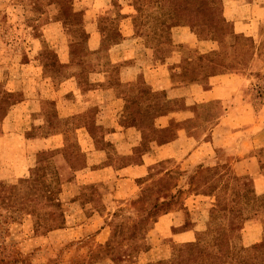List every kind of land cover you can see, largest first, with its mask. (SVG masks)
Wrapping results in <instances>:
<instances>
[{
	"label": "rangeland",
	"instance_id": "1",
	"mask_svg": "<svg viewBox=\"0 0 264 264\" xmlns=\"http://www.w3.org/2000/svg\"><path fill=\"white\" fill-rule=\"evenodd\" d=\"M207 2L220 22L215 25L218 31L214 34L204 23L205 37L211 39L212 34L214 39L211 40L218 43L217 47L209 52H198L186 61L190 69H195L194 78L205 85L209 81L206 80L208 74L219 76L206 85L214 86L218 98L206 105L210 112L201 109L199 122L205 130L216 123L229 104L220 101L227 95L225 86L242 79L243 88L237 94L244 100L239 109L245 108L246 112L241 121L248 124L257 118L262 126L254 143L256 146L249 152L257 158L259 168L252 175H238L231 158L218 151L216 156L225 162L214 166H181L158 158L147 166L144 176L128 185L133 192L127 190L124 194L120 191L127 186L112 177L105 184L85 183L74 174L73 171L84 164L81 153L73 160V155L80 151L76 132H70L68 141L64 142H72L75 150L71 156L66 150L67 165L57 155L56 152L60 153L58 147L56 151L48 148L26 153V162L20 152L10 149L18 140L20 142L22 131L28 138L41 137L37 130L40 119H34L32 113L26 111L28 99H41L44 110L54 101L53 90H56L60 91L56 98L59 104L64 100L73 103L76 97L72 89L77 90L72 72L74 64L83 63L88 70L111 64L107 49L121 37L120 9L99 4L98 9L92 10L80 0H0V182L6 186L18 185L12 192L15 208L7 209V189L5 200L0 198V264H218L215 250L208 255L206 250L199 251L206 244L204 235L200 240L194 236L181 239L175 235L198 231L213 239H223L231 252L263 240L264 16L261 21L245 17L233 23L222 13V0ZM131 5L135 11L134 36L146 47L160 46L161 53L156 56H168L175 48L171 42L170 23L161 25L155 40H152V26L155 19H162L171 8H161V0H131ZM243 6L242 14L248 15L244 10L247 5ZM187 13L190 19L192 10L190 13L187 9ZM189 19L186 24L192 25ZM93 29L99 33L96 39L99 44L98 48L89 49ZM228 34L234 35V43L225 38L219 44ZM235 34L240 36L237 38ZM185 54L192 55L188 51ZM129 55L131 51L124 53V56ZM199 55L211 59L213 62L209 65L212 67L206 59L200 61ZM200 64L207 66L202 69ZM179 74L184 81L188 80L184 71ZM146 77L142 72L137 82L120 88L121 95L136 92L139 96L140 105L135 115L130 120L123 119L125 123H135L142 132V147L136 153L145 149L151 140L161 144L173 137L171 112L182 104L165 97L167 76L156 77L161 79L156 84ZM50 93L53 94L51 98ZM55 107L58 108L56 103ZM91 109L88 107L82 116L72 114L73 118L69 109L59 108L64 118L55 121L61 125L72 121L81 124L87 117L92 121ZM127 115L125 112L124 116ZM164 117L169 118L164 122L161 120ZM25 124H29L30 130L25 131ZM234 135L237 136L236 129ZM133 159L137 160L136 154ZM125 162L126 159H118L116 163ZM22 177L29 178L37 187L30 191L35 200L28 203L25 210L30 214L19 210L23 205L22 196L28 194L25 184L20 182ZM3 194L0 189V196ZM226 205L230 209L244 208L242 213L245 214L235 212L229 217L228 211L221 209ZM258 205L257 214L253 215L254 210H246ZM175 210L180 213L177 224L155 225L162 213ZM37 212L45 213L49 225L57 223L60 227L35 229ZM246 216L252 217L244 219ZM256 234L259 238L254 241ZM196 240L199 241L194 246L196 250L188 252L185 245ZM251 260L246 254H234L226 257L224 263L249 264Z\"/></svg>",
	"mask_w": 264,
	"mask_h": 264
},
{
	"label": "crops",
	"instance_id": "2",
	"mask_svg": "<svg viewBox=\"0 0 264 264\" xmlns=\"http://www.w3.org/2000/svg\"><path fill=\"white\" fill-rule=\"evenodd\" d=\"M222 1V13L227 20L233 23L243 21L242 19L245 17L263 20V0ZM80 2L92 10H95V7L98 9L99 4L112 8L116 6L122 13L119 20L121 37L107 49L112 60L111 64L93 70H88L83 63L74 64L72 72L77 90L72 89L76 97L73 103L64 100L59 104L56 98H59L60 91L53 90L55 93L52 97L56 105L63 110L69 109L70 114L82 116L88 107L92 108V121L88 119L89 117L83 118V122L75 128L80 151L79 154L73 155V160H76L81 153L84 164L73 172L76 176L81 177L80 181L105 184L108 183V178L112 177L117 183L127 186L120 191L127 194V190L129 193L133 192V189H128L130 187L128 185L135 179L144 176L147 166L158 158H163L165 161L171 160L181 166L197 164L214 166L225 162L216 156L217 151L224 152L231 158L238 175H252L258 170L257 158L249 152L256 146L254 143L261 133L262 126L258 124L257 118L248 124L241 121L246 112L245 108L242 111L239 109L244 100L237 94L240 92V88H243L242 79H237L239 82L236 84L225 86L227 95L220 101H227L229 104L227 109L223 110L219 120L206 130L199 122L198 114H201V109H207L206 105L217 101L218 98L215 96L214 86L206 85L213 83L219 76L209 75L206 78L209 81H206L205 85L191 76L192 72L186 61V59L191 60V57H195L198 52H209L217 47L218 43L215 40L205 37L207 29H205L204 23L186 24L189 19L187 10L179 11L177 18L180 23L171 27L170 32L171 42L175 48L168 56L161 58V56H156L161 53L160 46L146 47L140 43L138 37L134 36L132 19L135 11L131 0H80ZM242 3L247 5L244 10H247L248 15L242 14L241 6L245 7ZM96 30L93 29L90 34L89 49L98 48L99 43L96 39H99L100 36ZM225 38L228 39L227 42L234 43V35L228 34L219 41V44H222ZM126 51H131V55L124 56ZM186 51L192 55H186ZM181 70L187 74L188 80L182 79L183 76L179 74ZM142 72L148 76L146 77L148 81L155 84L158 81L161 82V79H155L156 77L161 74L167 76L168 85L165 86V97L179 100L182 104L171 112L174 119L173 137L161 144L151 140L145 149L136 153L135 151L142 147V132L137 126L125 123L123 119H125V108L130 112H137L140 105L139 96L136 92L121 95L120 88L137 82ZM225 79L230 78L226 77ZM159 87L161 88V84ZM239 98L240 100H238ZM43 107L41 99L33 97L27 100V113H39ZM205 112H210V109ZM167 118L169 117H164L161 120L165 122ZM163 124L161 122V126H164ZM26 125L24 126L25 131ZM231 126L237 130V136L234 135L235 129ZM94 129L95 131L92 133ZM23 132L19 135L20 142L18 140L16 145L10 149H14L16 153L20 152V156L23 155L21 158L25 162L27 161L26 153H36L38 150L48 148L56 151V147L59 145V143L55 144L48 139L25 137ZM251 133L254 135L251 136ZM56 153L67 165L63 155ZM135 154L136 161L133 159ZM118 159H126V162L119 165L116 163ZM179 215L177 210L162 213L155 221V225L160 226L163 223V226L167 227L177 224ZM103 224L104 222L99 226V229ZM189 230L192 229L189 228ZM183 232L185 233H178L175 236L181 239L193 237L194 231ZM255 236L254 241L258 240L259 234Z\"/></svg>",
	"mask_w": 264,
	"mask_h": 264
},
{
	"label": "trees",
	"instance_id": "3",
	"mask_svg": "<svg viewBox=\"0 0 264 264\" xmlns=\"http://www.w3.org/2000/svg\"><path fill=\"white\" fill-rule=\"evenodd\" d=\"M167 2V3H166ZM162 6H168L171 9L168 10L166 12V14L164 16L161 17V14L159 15V17H161L162 19H155L156 21L154 22L152 28L154 31H152V40H155L157 37V32L161 29V25L169 22V26L172 27L174 25H177L179 20L177 18V13H179V11H183V10H187L189 9L190 13L191 10L193 12V14L191 13L190 15V19L189 21L192 23V25H196V24H200V23H206V25H208L209 28H211V33L214 34L217 30V27H215V25L217 26V23L220 22L219 20H217L216 17L213 16V11L212 7L210 6L209 2H207V0H161V8ZM137 11L139 10L138 7L136 8ZM121 12V11H120ZM122 15V13H121ZM224 20V19H223ZM214 30V31H213ZM211 34V39L213 38V35ZM239 34H235V37H239ZM117 42V41H116ZM115 41L113 42V44L116 43ZM112 44V45H113ZM206 59V62H213L211 59H207L206 57H204L203 55H199V60L202 61ZM205 64H200V67L203 69L205 68ZM210 68L212 67L211 65H209ZM191 72L193 74V77L195 76V69L191 68ZM208 75H213V74H208ZM196 79V78H194ZM164 93V92H163ZM137 94V93H136ZM53 94L50 93L49 98H51ZM138 95V94H137ZM54 102V101H53ZM51 102L50 106L47 108H45L44 110H42L39 113H32V117L34 119H40V125L37 126V130L40 131V135L41 137L39 138H43V139H48L49 141L59 143L58 150L60 153L63 154V156L67 159V162L69 161L68 159V155H67V151H69V155L71 156L75 150H74V144L72 142L64 144L65 141H68L69 138V133L70 132H75V128L79 126V124L76 121H72L69 123H64V124H59L58 122H56V118L61 120L64 117L62 116V114L59 112V107L56 108L55 107V102L53 103ZM67 109V108H66ZM127 120L134 116L135 113L130 112L127 109ZM57 114V116H56ZM71 115V117L75 118L74 115ZM67 118V117H66ZM131 125L137 126L135 123H130ZM29 124L26 125V131L30 130L29 129ZM65 151V152H64ZM191 178H194V176L192 175ZM20 182L25 184V187L28 190V194L25 193V196H22L23 199V205H21V208L19 209L20 211L23 209L24 213H28L30 214V211H25L27 209V205L28 203H32L35 198L32 196V194L30 193L31 190H35L37 189L36 185L30 181L29 178H25L22 177L20 179ZM5 184H3L2 182H0V189L3 190V195L0 196L1 199L5 200V189H7V196L6 199L8 200L7 203V209L10 208H15V206L13 205L14 201H12V192L17 189V184H12V185H8L6 186ZM19 189V187H18ZM249 190V189H248ZM245 194V193H244ZM243 194V195H244ZM216 206H218L217 204H215ZM56 207L59 208V205L55 204ZM258 206L255 207H250L249 209H246L247 211L249 210H254L253 215L257 214L256 211L258 210ZM223 210L228 211L229 213V217L234 215V213H239L244 215L245 213H242L244 211V208H239V209H230L227 207V205L223 208H221ZM245 210V211H246ZM11 212L16 213V210H11ZM39 217V218H38ZM45 213L42 212H37V223L35 225V229L37 230H42V229H52V228H57L60 227L57 223H52V224H48L46 219H45ZM252 216H246L244 217V219H248ZM99 232V230L95 231V235H97ZM204 235L203 240H205L204 242L206 244H204L203 247H201L199 249V251H205V254H209L211 253V251L215 250V254H216V259L218 261V264H225V258L232 256L234 254L236 255H241V254H246L251 260V262L249 264H264V238L261 242L259 243H255L254 245L250 246V247H244L242 249H240L239 251L236 252H231L228 248L227 245L225 244V242L223 241V239H213L208 235H205L204 233H199L197 232H193L192 236L196 237L198 240H200L199 238L202 237ZM196 240V242H191L186 244L185 246L188 248V252H192L194 250H196V248L194 246L197 245V243H199V241ZM108 244V243H107ZM109 246V245H108ZM209 252V253H208ZM245 257V256H244ZM76 259V258H75ZM74 257H73V261H75ZM9 262V261H8Z\"/></svg>",
	"mask_w": 264,
	"mask_h": 264
}]
</instances>
